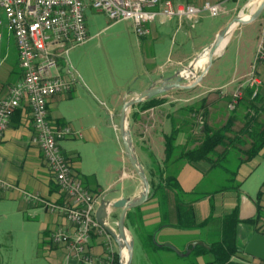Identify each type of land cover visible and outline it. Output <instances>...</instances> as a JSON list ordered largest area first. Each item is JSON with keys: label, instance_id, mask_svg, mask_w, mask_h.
<instances>
[{"label": "crops", "instance_id": "crops-1", "mask_svg": "<svg viewBox=\"0 0 264 264\" xmlns=\"http://www.w3.org/2000/svg\"><path fill=\"white\" fill-rule=\"evenodd\" d=\"M195 1L199 6L202 5L200 3L207 0ZM225 1L227 0H215L214 3ZM260 2V0H247L245 12L251 14L259 7ZM235 9L230 12L226 11L231 15L229 23L235 17L232 15ZM261 16L257 39L251 37L249 31H245L252 23L236 26L229 34L223 50L213 60L207 75L195 86V90L198 91L200 87H203L205 80L209 79L210 81L205 88L206 91L200 94L204 95L202 108L208 111L206 122L211 128L215 127L214 123L216 122H214L213 115H215V119H218L220 110H224V115H220V119L221 117L224 119V124L232 116H236L233 127L235 133H238L244 124L252 123L254 120L258 124L264 123V65H260L258 68L261 84L258 86L256 97H253V89L246 85V79L255 63L261 40L264 18L263 14ZM175 23L180 26L190 24L186 20L174 18L167 21V26ZM152 24L149 25L150 34H152ZM219 30L215 35L221 31ZM10 37L8 36L9 41L5 46H3L4 40L0 45V100L7 98L10 88L24 78L17 44L15 42L13 44ZM177 56L178 59L175 60L174 65L155 67L149 74L146 86L134 93L144 91L153 81L167 75L168 71L186 65L197 55L186 56L184 52H180ZM239 90L243 91V98L235 109H231L230 105L234 95ZM181 91L184 90L181 89ZM82 93L83 87L77 83L73 85L70 93L52 97L49 101V114L53 126L57 129L70 127L74 132V135L60 142L62 151L70 160L75 173L85 187L98 195V205L104 198L117 201L122 197L139 196L142 192V182L135 171L128 174L132 181L131 185L119 188L118 185L122 177L112 178V180L101 179L85 166L83 152L76 146L75 140L81 138L85 139L86 144H100L103 141V132L95 125L96 122L87 125L82 122V109L76 107L75 110H72L74 103H78V100L80 101L82 98ZM134 97V94L128 95L122 99V102ZM245 102L253 104L255 107L250 109ZM158 110V106L142 110L137 105L130 110V116L133 113H138L136 119L132 118V121L134 125L142 128L138 138V144L142 149L150 152L151 156H156L154 149L156 150L158 142L161 141L159 146H162V141L165 143V157L162 162L156 161L154 164H149L147 168L144 167L153 187L151 186L150 200L140 208L134 209L133 219L136 220L139 231L143 233H147L148 230L155 231V236L153 235L155 240L158 236H167V241L160 242L163 244L156 243L159 246L173 249V252L182 259H189V256L183 257L178 253H186L197 246L209 247L214 242L221 240L225 218L237 212L239 220L237 244L240 252L234 261L241 264H263L264 259L261 258V255H264V148L252 161L244 162L237 168L234 181L227 170L220 166H212L209 161L190 163L183 160L172 165L171 167L177 170L176 176L181 188L180 199L190 210V215L186 213L185 220L187 222L192 220L193 225L184 228L167 224L176 223V212H174L173 204H170L171 214L168 219L167 198H162L161 193H165V191L162 192L159 185L162 180L161 173L165 171L167 175L165 136L170 134L167 133V126L171 124L172 127V122L167 123V116L162 113L157 115ZM35 133L31 108L23 103L14 112L8 129L0 139V179L8 185L7 188L0 189V200L8 199L18 203L20 211H31L30 213L28 211V217L40 223V241L46 245L45 255L51 264H60L64 260H67L68 263L81 264L75 259L69 258L64 245L56 244L52 240V234L59 229H66L70 233L73 231L64 215L59 210L51 213L42 202L29 201L25 198L26 193L38 195L41 199L55 203L60 207L68 202L65 194L57 185L42 150L34 143ZM135 138L137 139L134 133ZM188 143V132L181 130L176 135V146L184 147ZM196 145L197 143H195ZM236 154L235 151L231 152L233 161H236ZM107 171L110 172V169ZM165 190L164 196H167V189ZM113 191L119 192L111 194ZM120 213L121 210H116L114 214L111 223L114 230L117 229L116 222ZM250 220H254V223H250ZM128 222L127 219L126 225L129 226L127 229L136 240L138 236L134 235L133 228ZM130 224L132 223L130 222ZM178 235L185 240L181 247L176 244H174L176 246L172 245L173 242H170L169 239ZM255 235H259L261 238H257L252 247L251 242ZM248 248H251L253 253H249ZM88 249L97 258L99 264L100 260L109 262V264H123L124 262L125 252L120 250L115 240L106 231L103 233L94 232ZM212 260L213 256L211 255L199 256L195 259L198 264H207ZM1 264H3L2 260Z\"/></svg>", "mask_w": 264, "mask_h": 264}, {"label": "rangeland", "instance_id": "rangeland-1", "mask_svg": "<svg viewBox=\"0 0 264 264\" xmlns=\"http://www.w3.org/2000/svg\"><path fill=\"white\" fill-rule=\"evenodd\" d=\"M207 1L215 2V0ZM174 2L198 5L195 0H174ZM246 2L247 0H227L223 6L228 12L236 8L232 13L235 17L244 13L249 15L245 12ZM230 16V13L226 12L217 16L203 12L194 27L191 24L180 26L177 23L167 26V22L161 24L157 20L152 24V34L140 37L131 21H114L106 12L98 11L88 4L86 17L89 40L72 47L69 55L64 56L66 60L63 59L60 62V71L63 73L66 72L67 60L70 62L72 71L79 79L75 85L79 83L83 87L82 98L78 100V103H74L72 110L76 107L82 109V122L85 125L96 122L95 125L103 132V141L100 144H86L85 139L81 138L75 140L76 146L83 152L84 164L88 170L96 173L101 179L112 180V178L122 177L119 188L131 185L132 181L128 174L135 170L125 153L123 138L118 129L124 104L122 99L144 88L149 74L155 67L174 65L180 52H184L186 56L199 55L215 40L217 30L220 28L222 30L229 24ZM3 18L7 23L5 15ZM261 20L262 16L251 22L252 24L245 29L254 39L259 36ZM3 32L6 33L3 43L5 46L10 35L6 28ZM10 38L13 44L16 43L13 36ZM203 70H200L199 74ZM209 83V79L205 80L203 87H200L198 91L193 87L189 90H175L158 96L162 104L158 106L157 115L162 113L167 116L169 124L176 119L179 129L182 130L187 127L182 122L186 118L193 119L197 127H201L208 111L202 108L204 95L200 93L206 91L205 88ZM220 115H224V110H220ZM220 115L218 119H215L213 115L214 122L216 121L214 128L224 124V119L222 117L220 119ZM129 117L133 137L134 133L137 137L134 139L135 147L143 166L147 168L149 164H154L156 161L162 162L165 157V143L162 141V146H159L161 141L158 142L156 150L154 149L156 156H151L150 152L148 153L138 144L142 128L134 125L130 113ZM172 127L171 124L167 126V133H171ZM199 137L197 130L196 139L191 142V148L195 146ZM235 164L236 161H232V167ZM108 169L110 172L107 171ZM171 172L176 174L175 168H171ZM18 207V203L8 199L0 200V259L2 263L51 264L45 255L46 245L40 241V223L28 217L30 210L20 211ZM147 233L144 232L145 235L140 238L136 237L133 264H191L195 261L194 256L182 259L170 249L153 250V245L157 244L156 242L163 244L160 242L167 241V236H158V240H155V231L148 230ZM169 239L173 242L172 245L176 244L178 247L185 242L179 235ZM60 264L74 263L64 260Z\"/></svg>", "mask_w": 264, "mask_h": 264}, {"label": "built area", "instance_id": "built-area-1", "mask_svg": "<svg viewBox=\"0 0 264 264\" xmlns=\"http://www.w3.org/2000/svg\"><path fill=\"white\" fill-rule=\"evenodd\" d=\"M88 4L106 12L114 21H131L140 37L148 36L149 25L157 20L164 24L178 18L194 27L203 12L217 16L226 10L224 2L207 1L198 6L176 4L174 0H0V45L4 40L3 29L6 28L16 40L24 72L23 80L10 88L7 98L0 100V139L8 129L14 112L26 103L34 119V143L42 150L68 202L60 207L38 195L26 193L25 198L42 202L51 213L59 210L64 215L73 231L59 229L52 234V240L66 247L70 259L81 264H99L88 249L93 233L105 232L96 219L99 197L85 187L61 149L60 142L74 135L73 130L70 127L55 128L49 114L50 99L70 93L73 85L79 82L70 62L67 60L65 73L60 71V62L69 55L72 47L89 40ZM262 14L264 16V11ZM260 65H264V18L255 63L246 79V85L253 89V97L257 96L261 84L258 75ZM242 98L243 91L239 90L230 108L235 109ZM7 186L0 179V189ZM100 264L109 262L100 260Z\"/></svg>", "mask_w": 264, "mask_h": 264}, {"label": "trees", "instance_id": "trees-1", "mask_svg": "<svg viewBox=\"0 0 264 264\" xmlns=\"http://www.w3.org/2000/svg\"><path fill=\"white\" fill-rule=\"evenodd\" d=\"M160 104L162 103L159 101V97H155L144 103H140L137 106L142 110H146L157 107ZM245 104H247L250 109L255 107L253 104L251 105L248 102H245ZM134 107H136V105ZM203 109L205 110V108ZM258 112L260 113V111ZM137 115L138 113H133L131 118L136 119ZM172 122V132L165 136L167 175L165 171L161 173L160 176L162 180L159 187L161 190H163L162 192L165 191V193V189H167V196H164L165 193H161V195L162 198H167L168 219L169 215L171 214L170 204H173V208L175 209L174 212H176V223L167 224L188 228L193 225L192 220L191 222H187V220H185L186 213L190 215V210L185 207L186 205L180 199L181 188L179 186L176 174L171 172V166L183 160H187L190 163L209 161L212 166H220L227 170L232 175V180L234 181L237 175V168L244 162L252 161L264 148V123L258 124L254 120L252 123L250 122L244 124L240 131L235 133L233 127L236 122V116H232L227 123L217 128L209 127L206 122V117L204 118L202 123L203 125L201 127H197V123L193 122V119L186 118V120H183L182 122L185 126H187L184 129L189 134V143L184 147H178L175 144L176 135L182 129H179V124L177 125L176 119L172 120ZM197 130L200 137L196 140L197 145L194 148H191L190 145L192 144L191 142L196 139L195 133ZM234 151L237 152L236 164L234 167H232L233 159L231 152ZM151 186L153 187L152 183ZM134 211L135 210H132L128 213L127 219L129 221V225H131L133 228L134 235L140 238L145 234L139 231L138 224L136 223V220L133 219ZM130 222L132 224H130ZM249 222L254 223V220H250ZM238 224L239 220L237 217V212H234L230 216H227L224 220V231L221 240L214 242L209 247L202 248L197 246L193 247V249L186 253L178 254L183 257L189 256V258L194 256L195 259H197L199 256H213V260L207 264H241L237 261H234V258H236L240 252L237 244ZM126 226L129 228L128 224ZM164 248L166 247H162L157 244H154L152 247L153 250ZM166 249L173 250L168 247ZM191 264L198 263L194 261Z\"/></svg>", "mask_w": 264, "mask_h": 264}, {"label": "water", "instance_id": "water-1", "mask_svg": "<svg viewBox=\"0 0 264 264\" xmlns=\"http://www.w3.org/2000/svg\"><path fill=\"white\" fill-rule=\"evenodd\" d=\"M263 11L264 0L261 2L259 7L251 14H240L235 17L217 34L215 40L192 61L176 70L168 71L167 75H163L159 79L153 81L144 91L136 94L132 93L135 95V97L124 102L122 111L120 113V125L118 129L120 130L121 136L123 138L125 153L142 182V192L139 196L133 198L122 197L117 201L104 198L102 199L96 212V219L99 224L115 240L120 250L125 252L123 264H133L135 251V237L132 233H130L126 226L127 215L130 211L143 206L150 200L151 197L150 179L137 154L133 132L130 126L129 113L131 108L135 105L144 103L168 92L181 89L189 90L197 86L207 75L209 68L213 63V60L218 55V50L220 49L224 41L228 39L231 31L238 25L249 24L256 21L261 17ZM203 60H209L210 63L199 74L200 70L197 68V65ZM118 192L119 191H113L111 194H117ZM116 210H121V213L119 215L118 221L116 222L117 229L114 230L111 223L113 221ZM257 238H261V236L255 235L251 242L252 247ZM251 250V248H248L249 253H253V251ZM261 258L264 259V255H261Z\"/></svg>", "mask_w": 264, "mask_h": 264}, {"label": "bare ground", "instance_id": "bare-ground-1", "mask_svg": "<svg viewBox=\"0 0 264 264\" xmlns=\"http://www.w3.org/2000/svg\"><path fill=\"white\" fill-rule=\"evenodd\" d=\"M258 3V2H257ZM227 42V39L226 41H224V43L222 44V46L220 47V49L218 50V54H220V52L223 50L225 44ZM210 61L209 60H203L202 62H200L198 65H197V68L199 70H202V69H205L208 65H209Z\"/></svg>", "mask_w": 264, "mask_h": 264}]
</instances>
